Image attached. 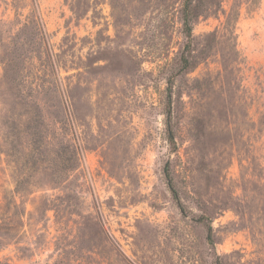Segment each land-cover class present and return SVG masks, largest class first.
Wrapping results in <instances>:
<instances>
[{
    "label": "rangeland",
    "instance_id": "rangeland-1",
    "mask_svg": "<svg viewBox=\"0 0 264 264\" xmlns=\"http://www.w3.org/2000/svg\"><path fill=\"white\" fill-rule=\"evenodd\" d=\"M186 1L0 0V264H264V0Z\"/></svg>",
    "mask_w": 264,
    "mask_h": 264
},
{
    "label": "trees",
    "instance_id": "trees-1",
    "mask_svg": "<svg viewBox=\"0 0 264 264\" xmlns=\"http://www.w3.org/2000/svg\"><path fill=\"white\" fill-rule=\"evenodd\" d=\"M192 1L193 0H187L182 9V33L186 40L184 44L183 52L181 55V59H180V65L182 69H186L190 64V61L188 58L190 56L191 48H192V31H193V20H194V14L192 11ZM168 137H169V141L172 144H174L173 134L169 133ZM165 177H166L168 186L173 194V198L177 200V196L172 187V180L170 177L168 167L165 168Z\"/></svg>",
    "mask_w": 264,
    "mask_h": 264
}]
</instances>
